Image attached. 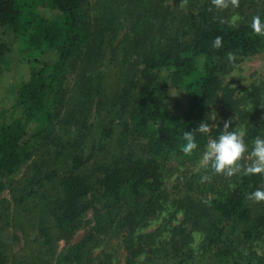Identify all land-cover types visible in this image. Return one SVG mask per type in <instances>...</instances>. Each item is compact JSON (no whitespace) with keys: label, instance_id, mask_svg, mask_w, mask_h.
Listing matches in <instances>:
<instances>
[{"label":"trees","instance_id":"obj_1","mask_svg":"<svg viewBox=\"0 0 264 264\" xmlns=\"http://www.w3.org/2000/svg\"><path fill=\"white\" fill-rule=\"evenodd\" d=\"M170 1L113 0L91 17L90 0H0V79L13 67L14 51L28 67L26 78L11 83L6 105L0 102V190L30 156L26 136L38 121L34 131L45 132L57 149L48 178L40 177L21 195L28 209L49 210L65 234L92 190L111 201L95 212L103 218L94 219L64 253L55 255L50 248L42 252L45 259L28 254L16 264H39L37 259L41 264L81 259L113 264V243L125 251L123 264H140L143 254H148L144 264H264V253L242 251L243 238L258 240L264 234V201L247 199L264 187V176L229 178L200 166L187 170L197 164L208 137L218 136L233 117L246 121L249 149L255 137H264V85L255 91L261 103L254 106L248 94L222 77L231 56L264 47V34L251 28L252 14L264 19V0H238L224 10L212 0ZM45 7L58 15H45ZM247 11L242 21H230L234 12ZM217 36L219 48L213 47ZM46 52L54 59H41ZM72 74L75 98L66 93ZM175 90L185 99L182 107L171 103ZM213 107L216 124L207 134L196 132L199 149L184 154V132L209 123ZM134 141L142 153L132 150ZM89 166L97 173L94 182L85 174ZM168 171L177 175L165 186ZM202 171L210 181L201 183ZM167 192L175 195L169 206L181 211V220L170 224L168 235L142 232L143 222L168 204ZM119 203L128 211L111 217ZM246 222L249 229L241 226ZM38 224L49 242L41 217ZM108 231L105 245L92 256ZM196 232L200 239L192 244Z\"/></svg>","mask_w":264,"mask_h":264},{"label":"rangeland","instance_id":"obj_2","mask_svg":"<svg viewBox=\"0 0 264 264\" xmlns=\"http://www.w3.org/2000/svg\"><path fill=\"white\" fill-rule=\"evenodd\" d=\"M113 0H90L89 5V15L91 17L95 15H99L102 13V7L105 3L112 2ZM169 4H172V1L167 0ZM105 9V8H104ZM42 12L50 17H56L58 14L56 11L50 10L49 8H43ZM253 13L252 11H250ZM248 11L246 13L234 12L232 17H230L231 22H239L245 19L248 15ZM253 16H259V14H252ZM251 16V17H253ZM247 19V18H246ZM14 50H17V43H14ZM13 55V67L7 71L4 76L0 79V102L6 105L9 95V88L11 83H16L20 78H26L28 76V67L23 61H20V56L14 51ZM41 59L53 60L54 56L51 55V52H46L41 56ZM226 69L222 72V77L232 86L239 87L241 91L248 94L251 97V104L256 105L257 102L260 104L261 102L256 99V89L257 92L264 85V47L260 50L254 51L247 55H236L231 56L229 63H227ZM75 77L72 74L69 77L67 82V92L69 96L74 94L77 95V86L75 83ZM75 105L78 104V101L75 100ZM179 101L181 107L185 104V99L182 97V93L178 90H175L171 94V103ZM264 104V103H262ZM86 106H88L86 104ZM90 106V105H89ZM213 112L210 113L209 124L210 127L216 124L215 117V107H213ZM66 111V107L62 109L61 115L63 116ZM89 119H91V113ZM38 121H34L31 125V130L27 134V138L29 140L31 154L27 158L26 162L23 163L17 170L12 172L6 178L5 186L0 190V243L2 250L5 255V261L2 264H16L17 261H22L21 259L28 254H38L42 256V252L48 253V249L53 248L55 255L64 253L70 244L78 241L83 237V233L89 229L90 225L93 223L94 219L101 220L103 218V214L95 213L99 208L106 207V205L110 204V198L99 196V191L94 189L89 196L82 199V203L80 208L82 210L79 219L74 224L71 229L66 230L65 234H62L61 230L56 225V219L54 215L47 209L39 212H31L28 209L29 204L23 203L21 199L22 193H28L29 188L32 186H36L38 184V179L40 177H47V173L51 171L52 167L50 166L53 154V149H57L54 146H51L50 140L47 139V135L42 132L34 131L35 127H39ZM231 127L236 128L237 130L243 129L247 130V123L242 118L233 117L231 121ZM94 130H97L96 125ZM134 145L132 146V150L135 153H142L139 149L138 141H134ZM251 149H249V152ZM201 157V156H200ZM200 160V158H199ZM199 160L197 164H188L187 170L188 172L197 171L199 165ZM244 160L247 163H250L251 157L248 154H245ZM169 164V163H168ZM91 169V170H89ZM89 171H86L87 179L89 181L94 182L96 178V171L94 167H88ZM179 170V168H177ZM204 171L201 172L200 175H204ZM176 173L168 171L166 173V183L165 186H170L173 180L176 178ZM171 192H167V201L168 204L164 205V207L159 210L155 216L147 218L141 226L142 232H155L160 234L161 232L167 234L168 228L170 224H176L182 218L181 211L175 210V208L169 206V201L174 199L175 195ZM30 198V197H29ZM20 200V202L18 201ZM173 202V200L171 201ZM124 203V202H122ZM27 205V206H26ZM258 205V204H257ZM119 206V207H118ZM115 208L114 214L111 217L117 218L120 213L125 214L128 211L126 206L124 207L121 203L118 204ZM167 206V207H166ZM255 207H257L255 205ZM104 210V209H103ZM174 213V214H173ZM256 213V212H255ZM254 210L252 212L251 222L256 218V214ZM40 217L43 220L47 231L45 234L48 238L49 242H45L43 236L40 233L41 225L38 224L40 221ZM114 224V223H113ZM242 228L249 229L248 222L241 224ZM108 233H105L99 240V244L92 250V256L96 255L97 252L101 250V248L105 245L106 237ZM201 235V234H200ZM200 235L196 232L195 237L196 240L192 242V244H198ZM253 236V235H251ZM238 237L235 236L234 239ZM246 244L242 248L244 253H249L250 249L257 252V255L261 256L264 253V234L258 240H253L251 237L243 238ZM236 241V240H234ZM117 243V242H116ZM113 247V252H111L113 256V264H123L125 251L120 249L117 244L113 243L111 245ZM250 246V247H249ZM39 251V253H38ZM43 259H45V255H43ZM41 259H37V263H40ZM140 264H144L148 261V254H143L140 256ZM75 262V261H74ZM86 262L84 259L77 260L76 264H84ZM72 264V263H71Z\"/></svg>","mask_w":264,"mask_h":264},{"label":"clouds","instance_id":"obj_3","mask_svg":"<svg viewBox=\"0 0 264 264\" xmlns=\"http://www.w3.org/2000/svg\"><path fill=\"white\" fill-rule=\"evenodd\" d=\"M218 10L236 7L238 0H212ZM251 28L258 34H264V19L254 16ZM221 37L217 36L213 41V47L221 46ZM231 121H225L223 130L218 136H209L204 145L199 165L204 169H211L213 173L222 174L225 177H232L237 174L252 175L260 174L264 176V137L257 136L252 141L251 151L249 144L245 141L246 132L243 129H230ZM207 134L210 132V124L201 121L199 126L193 131H185L183 134L184 143L181 151L186 155H191L194 150L199 149V144L195 133ZM251 157L250 163L242 161L245 154ZM210 175H202L201 183L210 181ZM247 199L253 202L264 201V187H258L247 194Z\"/></svg>","mask_w":264,"mask_h":264}]
</instances>
